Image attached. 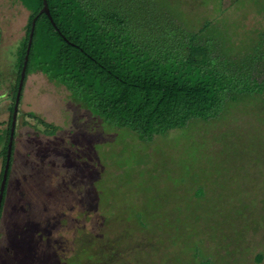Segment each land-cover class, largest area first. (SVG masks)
Instances as JSON below:
<instances>
[{
	"label": "rangeland",
	"instance_id": "1",
	"mask_svg": "<svg viewBox=\"0 0 264 264\" xmlns=\"http://www.w3.org/2000/svg\"><path fill=\"white\" fill-rule=\"evenodd\" d=\"M72 6L123 21L119 28L71 25L91 34L104 30L94 36L105 42L99 48L79 41L95 57L97 49L111 53L113 44L127 53L134 44L168 51L207 22L208 35L234 55L258 50L264 41V0H73ZM28 16L17 0H0L3 128ZM41 121L58 129L50 134ZM8 182L0 264L35 263L26 248L27 225L38 231V256L57 264H264V95L238 97L214 119L191 121L142 143L93 117L63 86L30 74L18 106ZM195 198L206 201L207 211L195 207ZM184 207L190 209L185 218L166 224L168 210ZM154 218L161 226L159 220L151 224Z\"/></svg>",
	"mask_w": 264,
	"mask_h": 264
},
{
	"label": "trees",
	"instance_id": "2",
	"mask_svg": "<svg viewBox=\"0 0 264 264\" xmlns=\"http://www.w3.org/2000/svg\"><path fill=\"white\" fill-rule=\"evenodd\" d=\"M17 1L30 12L24 37L16 50L13 103L8 124L0 136V182L19 75L35 17L24 85L28 75L41 73L50 82L63 86L71 100L93 117L111 128L128 130L142 143L183 129L191 121L214 119L228 102H235L238 97L264 95V41L258 50L234 55L228 44L208 35L210 24L207 22L197 34L171 46L168 51L134 44V51L127 53L113 44L111 53L104 55L97 49L100 57H95L79 41L99 48L105 42L96 41L94 36L100 38L104 30L94 28L91 34L87 28L74 29L71 25L111 23L119 28L123 21L90 16L87 8L88 11L81 8L75 12L73 0H46L57 32L45 15L38 16L42 0ZM31 61L34 68L29 71ZM25 116L39 120L32 112ZM41 123L50 134L58 129ZM33 260L37 263L36 258Z\"/></svg>",
	"mask_w": 264,
	"mask_h": 264
},
{
	"label": "water",
	"instance_id": "3",
	"mask_svg": "<svg viewBox=\"0 0 264 264\" xmlns=\"http://www.w3.org/2000/svg\"><path fill=\"white\" fill-rule=\"evenodd\" d=\"M40 15H45L48 18V20L50 21L53 28L58 32V30H57V28H56V26L52 20V17L50 15L48 4H47L46 0H42V8L40 9V11L38 13V16H40ZM36 19H37V17H35L31 22L30 32L28 35V43H27V47H26V51H25V56H24L22 68H21L20 75H19V82H18L16 94H15L13 112L11 115L9 141L7 144L5 164H4L2 178H1V182H0V213H1L2 200L4 197V192H5V188H6V184H7L8 172H9V168H10V159H11V155H12V145H13L15 126H16V121H17L18 106H19V102H20L22 89L24 86L26 67H27V63H28L29 52L31 49Z\"/></svg>",
	"mask_w": 264,
	"mask_h": 264
},
{
	"label": "flooded vegetation",
	"instance_id": "4",
	"mask_svg": "<svg viewBox=\"0 0 264 264\" xmlns=\"http://www.w3.org/2000/svg\"><path fill=\"white\" fill-rule=\"evenodd\" d=\"M7 182H8V180H7ZM9 183V182H8ZM6 186H7V188H8V185L6 184ZM207 186V185H206ZM6 189V188H5ZM202 203H203V205H202ZM193 204H195L196 206L195 207H197V208H202V209H205V208H207L208 207V205L206 204V201L204 200V199H202V198H195V200H193ZM192 204V202H189L188 203V205H190L191 207H192V209L194 210V205ZM205 204V205H204ZM188 210H190V209H187V208H181L179 211H177V212H174L173 210H168L167 211V213H169V216L167 217V221H166V224H167V222H169V223H172V222H175L176 220H179V221H181L183 218H185V212L186 211H188ZM206 210V209H205ZM207 211V210H206ZM219 215L220 214H218L217 216H218V218H219ZM161 218V217H160ZM160 218H154V219H152V220H150L151 221V224H154V222L155 221H158ZM215 218H217V217H215ZM212 221L214 220V219H211ZM156 225V224H155ZM158 225L159 226H161V224H160V220L158 221ZM196 227H197V229L199 228L198 227V224L196 225ZM31 228H32V226L31 225H27L26 227H25V229L23 230V231H25V235L28 237V240H26V248L28 247V248H31L30 250L32 251V258L34 259V258H36V262L37 263H35V264H48V259H49V257L47 258V261H46V258H42L41 256L39 257L38 256V252L36 253L35 252V250H34V248H33V242H34V237L38 234V231L36 230V228H35V230L33 231V230H31ZM158 228H160V227H158ZM164 228H166V227H164ZM166 231V230H165ZM22 232V231H21ZM20 232V233H21ZM43 233H45L46 234V232H43ZM43 233H42V237L41 238H44V236H43ZM49 233V231L47 230V234ZM16 234V233H15ZM19 234V233H18ZM47 234H46V236H47ZM200 238H201V240H205L204 238V236H201V235H199V234H197ZM38 236V235H37ZM38 240V239H37ZM35 255V256H34ZM45 259V260H44ZM51 259V263L52 264H57L56 263V261H53L52 260V258H50ZM49 259V260H50ZM62 263V262H61Z\"/></svg>",
	"mask_w": 264,
	"mask_h": 264
},
{
	"label": "crops",
	"instance_id": "5",
	"mask_svg": "<svg viewBox=\"0 0 264 264\" xmlns=\"http://www.w3.org/2000/svg\"><path fill=\"white\" fill-rule=\"evenodd\" d=\"M25 9V8H24ZM25 11L29 14V12L25 9ZM24 27H25V25H24ZM17 35H19V34H17ZM17 35H14L15 36V39L17 38ZM19 38V37H18ZM17 40H19V39H17ZM20 40H22V38L20 37ZM19 40V41H20ZM5 126V124L2 122V123H0V136L3 134V132H4V130L6 129V128H3ZM16 149V148H15ZM13 150V152H14V160H15V157H16V150ZM0 151H1V145H0ZM13 165H14V163H13ZM1 168H2V162H1V159H0V172H1ZM12 170H13V166H12V169H11V173H10V177H11V174H12ZM6 192V194H5V196H4V206H5V201L7 200V191H5ZM4 192V193H5Z\"/></svg>",
	"mask_w": 264,
	"mask_h": 264
}]
</instances>
